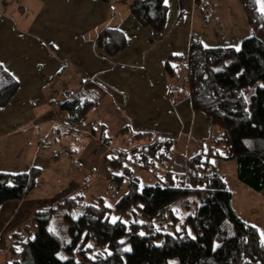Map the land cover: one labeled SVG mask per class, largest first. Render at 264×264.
<instances>
[{
    "label": "crops",
    "instance_id": "crops-1",
    "mask_svg": "<svg viewBox=\"0 0 264 264\" xmlns=\"http://www.w3.org/2000/svg\"><path fill=\"white\" fill-rule=\"evenodd\" d=\"M136 1L141 0H0V66L18 84L0 110V173L40 170L38 185L24 198L0 205V264H10L9 246L17 236L33 235L35 211L81 194L84 180L108 181L117 172L108 161L117 157L112 139L132 146L135 131L170 139L172 165L161 168L180 173L191 156L207 152L221 137L208 115L193 108L188 58L194 41L204 47L244 48L252 31L242 5L232 0L240 17L237 22L232 13L225 33L216 23L213 31L202 23V7L210 10L215 0H164V27L154 32L129 13ZM103 28L117 29L126 38V48L113 57L96 46ZM86 80L94 86L87 96L97 103L72 126L59 103ZM210 164L207 173L224 177L238 217L264 237V214L259 224L250 219L253 204L264 203V188L255 190L241 181L236 161L214 158ZM47 180L52 193L43 197L39 193Z\"/></svg>",
    "mask_w": 264,
    "mask_h": 264
},
{
    "label": "trees",
    "instance_id": "trees-1",
    "mask_svg": "<svg viewBox=\"0 0 264 264\" xmlns=\"http://www.w3.org/2000/svg\"><path fill=\"white\" fill-rule=\"evenodd\" d=\"M238 1L252 31L244 48L204 47L199 41L190 47L187 82L193 108L208 115L222 132L212 148L187 160L194 174L162 170L159 165L170 161L173 142L150 131L132 132L130 149L115 148L117 158L108 160L118 172L108 175L112 183H120L131 172L125 161L138 173L150 172L154 179L144 186L138 178L129 179L127 191L113 207L116 213L135 208L147 219H159L170 214L173 205L186 203L183 224L193 237L185 229L169 234L148 228L141 233L136 223L127 229L120 220L109 221L112 208L102 198L91 196L89 202H83V196L77 194L33 213V235L17 236L9 246L11 264H264V237L238 217L224 177L207 173L210 159L236 161L241 181L255 190L264 188V12L258 9V0ZM166 12L164 0H141L129 7L138 24L154 32L162 31ZM95 42L109 57L126 48L124 34L112 28H103ZM165 67L171 75L169 62ZM256 84L246 100L245 91ZM17 87L0 66V110ZM92 88L93 82L86 80L79 91L59 103L72 126L96 106L97 101L87 96ZM107 140L101 137V141ZM39 176L38 168L15 175L0 173V205L24 198L38 185ZM59 210L68 226L67 242L49 229ZM73 210L79 212L77 217L72 216Z\"/></svg>",
    "mask_w": 264,
    "mask_h": 264
},
{
    "label": "rangeland",
    "instance_id": "rangeland-1",
    "mask_svg": "<svg viewBox=\"0 0 264 264\" xmlns=\"http://www.w3.org/2000/svg\"><path fill=\"white\" fill-rule=\"evenodd\" d=\"M215 1H216V4H214V6L210 10H204V8L202 7V9L205 13L201 14L200 16H202V17L204 16L208 20V23H206L205 18L203 17L202 23H203V25L206 24L205 28H206V30H209V31H213L216 29L214 26V23H216V25L218 26V29L219 30L224 29L225 33H226L228 31V28H229L228 18H229V20H231L230 17L231 16L233 17L232 13H234V15H235L234 18H236L237 22H238V19L240 17V15L238 14V10H236L237 11L236 12L234 9L236 7V5H235L236 3H234V1H232V0H215ZM209 4H211V3L209 2ZM258 9L261 12H264V0H258ZM237 49H241V48H238V46H237ZM179 78H180L179 82H182L183 76H180ZM179 82H178V84H179ZM257 85H259V84L251 86L247 89V91H245L244 96H245L246 100H249L250 96L253 94ZM98 128L99 127H94L95 132L97 133V135L100 136L101 131ZM57 133L58 132H56L54 134H56V136H57ZM111 145L115 148L120 149V150H127V151L131 147L128 144H126V145L118 144V142L115 141L114 139L111 140ZM68 149H73V147L68 148ZM60 151L61 150L57 151L59 153V155L61 154ZM177 154H179V153H177ZM118 157H120V156H118ZM124 160H125L124 157L120 158V161H124ZM126 162L127 161H125V164H126L125 166L126 167L130 166L131 172L128 174V176L122 178L120 183H118V184H115L114 182L112 183L110 181V179L108 181H105L104 179H100V178H97V179L95 178L93 180H91V179L84 180V183H83L84 186H83L82 191H81V195L83 196V202H89L91 199V196L102 198L103 202L108 207L112 208V210L108 216L109 221L114 222L116 220H120L121 222H123L126 225L127 229H129V227L132 223H136V224H139L141 233H145L146 229H148V228H151L154 231H159L161 233H169V234H174L176 231H182L185 229L184 233L193 237V233L190 230V228L188 226L186 228H184V224H183V217L185 216V211L187 210L184 207L186 205V203L181 202L180 204L173 205L171 207L170 214H168L167 216H165L163 218H159V219L158 218L147 219V218L143 217L139 213V211L135 208H132V209H130L124 213H121V214L116 213L114 211L113 207H114L116 201L127 191V181L129 179L138 178L141 186L154 183V179H153L152 175H150V172L143 170V171H141L140 174H138L136 167L131 162H127V163ZM171 165H172L171 163L165 162V163H161L159 166L168 168ZM123 168H124V166H123ZM117 173H114V174H117ZM46 182L48 183L46 185V189L44 190V192L39 193L43 197L45 195H48L49 193H52V190L50 189V188H52L51 187L52 183H50L49 180H47ZM106 185H107V187H106ZM237 198L242 203L241 198L239 196H237ZM248 198H249V201L253 200L252 203H254V199L252 197H248ZM57 203H59V202H57ZM243 210H244V208H243V203H242V206L239 208V211H240V213L242 212V215H244L243 213H245ZM171 212L173 213V215H171ZM62 213H63V210H59V212L53 217V219L50 221V224H49L50 228L49 229L59 233L62 236V241L67 242L69 240V230H68L67 223L62 218V215H63ZM78 214H79V212L77 210H73V212H72L73 217H77ZM262 214H264V203L260 204L259 206L253 204V212L250 215V219L252 220V223L259 224L260 223L259 219H260ZM32 231H34V229H32ZM154 231H152V232H154ZM9 263L11 264L10 258H9ZM171 264H176V262L173 261Z\"/></svg>",
    "mask_w": 264,
    "mask_h": 264
},
{
    "label": "built area",
    "instance_id": "built-area-1",
    "mask_svg": "<svg viewBox=\"0 0 264 264\" xmlns=\"http://www.w3.org/2000/svg\"><path fill=\"white\" fill-rule=\"evenodd\" d=\"M116 158H117V157H116ZM192 174H194V170H193V169H190L189 167L186 168V170H185L184 173H183L184 176H190V175H192Z\"/></svg>",
    "mask_w": 264,
    "mask_h": 264
}]
</instances>
